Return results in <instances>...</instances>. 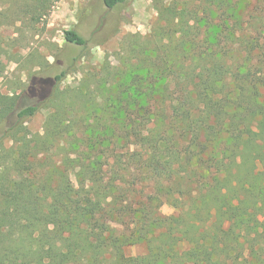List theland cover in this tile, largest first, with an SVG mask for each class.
Returning a JSON list of instances; mask_svg holds the SVG:
<instances>
[{
	"label": "trees",
	"instance_id": "1",
	"mask_svg": "<svg viewBox=\"0 0 264 264\" xmlns=\"http://www.w3.org/2000/svg\"><path fill=\"white\" fill-rule=\"evenodd\" d=\"M57 1H0V18L33 30ZM198 7H164L132 69H100L95 91L111 93L77 118L88 92L61 86L68 70L0 100V264H264V0ZM49 108L47 132L27 131ZM56 144L59 169L38 172Z\"/></svg>",
	"mask_w": 264,
	"mask_h": 264
},
{
	"label": "rangeland",
	"instance_id": "2",
	"mask_svg": "<svg viewBox=\"0 0 264 264\" xmlns=\"http://www.w3.org/2000/svg\"><path fill=\"white\" fill-rule=\"evenodd\" d=\"M186 2L199 5L202 12L204 0H127L115 8L107 7L104 0H58L46 18L33 30L12 10L8 12V19L1 14L0 100L27 91L34 77H54L68 70L61 86L88 92L85 100H76L73 104L79 109L73 117H79L85 106L102 105L106 94L111 92L107 90L109 83L102 85L100 94L95 91V81L98 78L105 80L100 69L115 68L122 72L132 69L136 57L140 56L139 45L147 44L153 38L157 25L163 23L162 9L173 3L182 8ZM249 4L250 0H238L240 14ZM219 13L217 10L213 13L216 22ZM13 20H17L18 24L12 26L10 23ZM68 29H75L87 43L84 46L66 43L64 32ZM131 45L136 48V52L130 50ZM73 61L75 65L71 66ZM158 104L159 101H156L153 106ZM52 111L53 108L44 109L28 119L27 131L45 134ZM78 123L76 129L81 136L82 127ZM87 133L83 137L87 138ZM58 141L61 143L62 138L59 137ZM11 145L13 142L10 139L4 143L6 148ZM63 154V150L56 144L50 154L37 156L34 167L38 172L57 170L56 164ZM173 202L175 200L172 197L164 202L161 206L163 214L169 215L175 211L171 205ZM182 246L187 248L189 243L183 242ZM134 248L135 254L143 251L141 246Z\"/></svg>",
	"mask_w": 264,
	"mask_h": 264
}]
</instances>
